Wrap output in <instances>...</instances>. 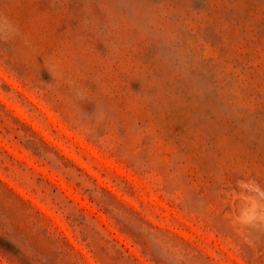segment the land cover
<instances>
[{
  "label": "rangeland",
  "instance_id": "1",
  "mask_svg": "<svg viewBox=\"0 0 264 264\" xmlns=\"http://www.w3.org/2000/svg\"><path fill=\"white\" fill-rule=\"evenodd\" d=\"M0 264H264V0H0Z\"/></svg>",
  "mask_w": 264,
  "mask_h": 264
}]
</instances>
